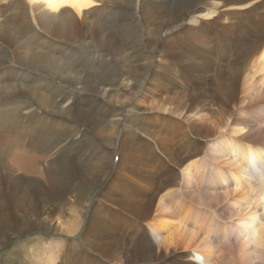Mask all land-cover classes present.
Masks as SVG:
<instances>
[{
    "label": "bare ground",
    "instance_id": "bare-ground-1",
    "mask_svg": "<svg viewBox=\"0 0 264 264\" xmlns=\"http://www.w3.org/2000/svg\"><path fill=\"white\" fill-rule=\"evenodd\" d=\"M203 1L201 8L209 7L208 11L201 12L198 4ZM137 3L147 30L145 40L139 36V53L146 55L147 67L133 65L123 52L140 28L134 10L131 18H118L127 0H0V240L10 241L44 226L61 237L77 236L85 211L73 207L63 221L59 215L65 207L69 211L67 204L76 189L72 171L67 170L69 155L64 153L92 138L74 123L81 121L100 138L101 146L113 147L120 140L117 171L98 197L80 238L96 251V264H264V0ZM146 5L158 19L142 12ZM96 10L104 15L97 17ZM201 19L235 24L237 33L230 25L231 33L211 39L191 28L192 39L187 38L183 47L156 50L165 30V35L178 33L184 22L196 27ZM154 20L162 26L152 40ZM87 48L108 50L124 63L136 84L154 66L147 83L154 91L150 109L129 117L120 139L124 112L113 111L98 99H57L50 91L53 85L39 77H55L66 87L97 93L127 107L121 102L126 97L123 88L135 86L124 75L110 79L106 71L77 67L81 60L77 55ZM98 60L114 69L107 57ZM24 99L41 107L36 123H22L30 112L22 114L30 109V101ZM134 108L140 111L136 106L130 111ZM172 109L185 117L219 114L216 135L223 137L218 143L225 141L228 156L219 145L212 152L219 155L211 158L208 151L200 157L203 149L195 141L200 130L194 122L163 114ZM43 110L70 120L49 117ZM130 128L139 136L130 134ZM69 138L75 140L68 145ZM95 146L97 162L86 178L92 190L102 185L116 161L99 144ZM205 163L210 169L201 176ZM54 221L62 231L51 227ZM114 238L119 240L112 242ZM60 246L44 249L48 259L43 264H53V250L65 244ZM183 250L187 253L179 256ZM74 256L75 250L67 245L59 264Z\"/></svg>",
    "mask_w": 264,
    "mask_h": 264
},
{
    "label": "rangeland",
    "instance_id": "rangeland-1",
    "mask_svg": "<svg viewBox=\"0 0 264 264\" xmlns=\"http://www.w3.org/2000/svg\"><path fill=\"white\" fill-rule=\"evenodd\" d=\"M127 1H128V5L124 4L123 6H121L122 9L119 13L118 18H119V20H123V18H125V17L131 18L129 15L134 10V15L137 18V20L139 21L138 24L140 25V28L138 30V27H137V30H135L133 32L134 38L132 40V43L129 44L127 49H125L123 52L126 55H128V54L130 55V57H131L130 61L133 63V65H139L140 64L142 66L147 67L146 64L148 63V60H146V58H147L146 55L143 52L139 53V50L142 49L141 43L139 41V36L143 35V39L145 40V34L147 32L145 26L143 25V22H142L143 20L140 16L141 9H140V7H136V5L138 4L137 0H127ZM204 2L205 1L198 4L199 8H201V6L204 7V5H203ZM207 9L209 10V7L208 8H201V12L208 11ZM95 12H97L96 14H98L97 17H99V16L102 17L104 15V13L100 10H96ZM142 12H144L145 15L148 16L150 19L157 18V16L153 14L151 9L147 5L143 7ZM233 16L235 18L237 15L235 14ZM233 16L230 17V19L233 18ZM95 17H96V15H95ZM189 17H190V15H189ZM212 21L213 20L201 19L199 21V24L196 27L191 26L187 22H184L183 27L182 28L180 27L181 29L178 30V33H180V34H178V33L170 34L169 33V34L165 35L164 33L167 31V30H165L163 35H162L163 37L156 44V50H159L163 47V49H166V50L169 49V50L175 51L176 46L178 48L183 47L185 40L187 38L192 39V34H191V32L189 33V31H188L191 28H194L196 30V32H199L200 30H202L201 32H199V35L201 33H203V35L205 34L206 37L211 38V39H213V38L216 39L217 36L228 35L229 33H231V32H229V28H228V26L231 25V24H229V22L223 23V20L221 19L220 23L218 22V24L217 23L215 24ZM115 24H117V23L112 24V28L115 31V33H117L116 32L117 27H115ZM161 26L162 25L159 24L157 20L153 21L152 34H151L152 40H155V36L159 32L157 30V27H161ZM231 26H232L231 27L232 31L237 33L236 27H235L236 25L234 24ZM180 35H182V36H180ZM144 44H145V42H144ZM145 52H147V55L150 53L148 50H145ZM77 56H81L80 63L77 65V67H79V69L90 70L92 67L97 68L100 71H106V73L108 74V77L110 79L113 78L114 75L115 76L116 75L117 76H123L124 75L123 77L127 78L128 81L131 82V85L135 86V89H133V90H130L128 87L123 88V91H124V94L126 95V97H122L121 102H126V105H128V106L123 108V106H120L116 103H111L110 101L105 100L101 95H98L97 93H87V92H84L83 90H80L78 88L66 87L63 83L59 82L55 77H51V76L50 77L49 76H39V77L40 78L43 77L48 84L53 85V89L51 87L50 91L53 93V95L57 99H63V98L66 99L67 97L74 98L75 101H77L79 99H80V101L90 100V99H98L101 102H103L104 104H106L108 107H110L113 111L117 110L120 112H124V116L122 117L121 123L119 125V130H118L119 133L117 134V139H120L122 136L121 132L124 131V129L126 128V125L130 119L129 117L133 116L134 118H137V117H139V115L141 116L142 111H144L145 109H150L149 105L152 101L151 97H152V93H154V91H152V89L150 87L151 83H149L148 85H147V83L149 82L148 76L152 75L154 66H151L152 68L150 67L149 73H147V75L143 79V81L136 84L135 81L133 79H131L129 74L126 72V70H125L126 66L124 65V63L120 59H117L114 56H111L110 52L106 49L98 50V49H93V48H87L86 50L85 49L83 51L81 50ZM99 56H102V58L107 57L109 60H111V62L113 63L114 69L113 70L109 69L103 62H98V61H100V60H98ZM157 56L159 58V56H162V55L157 54ZM173 58L174 57H171L170 60H172ZM90 63H93V64H90ZM169 66H171V64H169ZM116 68L118 71L117 74H115V72H114V70ZM106 73H104V74L106 75ZM145 84L147 87L144 86ZM24 100L30 101L29 102L30 109H28V111H26V110L22 111V114L29 112V111L30 112L27 113L28 118L26 117L22 123L29 122V121H34V123H36L37 122L36 116H37V114H41V111H40L41 107L39 106V104L35 100H32V101L30 99H24ZM140 102L142 104H140ZM86 104L88 105L89 103H86ZM134 106L140 107V111H138L134 108V112H131L130 108H132ZM213 110L217 112L216 108H213ZM154 111H158V110L155 109ZM43 112H46V113H43ZM43 112H42V114H44V115L47 114L49 117H51L50 115H52V116H56V118L61 119V120H70L69 118L64 117V116H60V115L53 114V113H48L46 110H43ZM163 114H165L166 117H169L170 119L172 117L175 120H178V121L183 122V123L194 122L196 127L200 130L199 133L201 134L199 136V140H195L196 142L200 143V145H198L197 147L199 149H203V152L201 153L200 157H203L205 155H209L208 151H210V153H211L209 155L211 158L215 157V155H219L217 152L212 153L214 151L215 147H218L219 145H221L222 147L225 148V151L223 152V154H225L224 156H228L227 155L228 154V148L226 147L225 141L223 140L224 143H221V144L218 143L219 139H221V141H222L223 137L220 135H216L218 124L221 121L220 120L221 117L219 114L215 115V112H214V116H212L213 114L210 115L209 113H201L197 117H193V116L185 117L183 115L180 116V115L174 114L173 109L168 110V111H163ZM72 122H74V120H72ZM74 123L76 125H78L82 131L91 135L93 139L90 138V140H89L90 143L87 139L86 140L83 139V140H81L79 145L76 144L77 147L75 145V146H73L72 149L65 151V153H64L66 156L69 155L68 162H67L69 164L67 165V170L72 171V179L71 180L73 181L76 189H72V191H74V193H73L74 197L67 204V206L69 207V211L65 207L64 209H61L62 213H60L59 216L61 217V221L65 220V218L68 216V214L70 213V211L72 210L73 207L75 208L74 211H76V212L85 211L84 222H83V225H82L79 233L77 234L76 237H71L70 239H68V238L59 236L58 234H56V232L54 230H51V228H49V227L47 228L46 226H44V227H34L28 231H23L20 233L21 236L19 235L18 237H14L10 241L2 242L0 240V264H6L5 262H8V261H10V263H12V264H38V263L43 264L44 260L46 261L48 259L47 254L44 253V249L45 248L49 249L53 245H58V244H61V246L59 248H62L64 244H65V247L60 249V250L59 249L53 250L54 261H51L53 264H59L63 258V255L66 256L67 245L70 248H73L75 250L76 256H74L73 258H71V260L69 262H65L64 264H78L79 260H77V258L79 256L82 257L80 264H96V261L98 259L96 251L90 249L89 246H86L87 244L85 242L82 243L80 241V238L84 236V234L87 230V223L90 220L91 212L97 203L98 197L108 187L110 181L112 180V178L114 177V175L117 171L118 164L120 161V155H121V153H120V142H119L120 140H117V142L115 143V145L113 147L107 148L105 145L101 146L102 141L100 140V138L95 137L94 133L92 131H90L89 128L84 126V124L82 125L81 121H77ZM79 123L81 125H79ZM95 125L97 126V124H95ZM165 128H166L165 125H162L161 129L163 131L165 130ZM128 132L134 136H136V135L139 136V133L134 128L128 129ZM74 140L72 138L67 139L68 145ZM137 140H138V138H136V141ZM93 141H94V144H93ZM96 143L99 144L104 149L105 152H107L108 154L110 153V155H112V156L114 155L113 157L115 158V160H116V158H118V160H116L115 163L112 164L111 170L108 173V175H107L106 179L104 180V182L102 183V185L99 186L98 189L92 190V187L90 184L91 182L88 181L86 178H88L87 175L90 176L89 174L92 172L91 168L97 162V159H96L97 151H95ZM57 144L58 143L55 141V146H57ZM195 148L196 147H194V149ZM157 153L161 159H164L167 162V159L165 157H163V155H161V153H159L158 151H157ZM71 157H72V159H71ZM210 157H209V159H210ZM232 157H233V155H232ZM210 164L215 166V164L212 161ZM210 164L205 163L202 166V168L200 170L201 176L203 174H206V172L210 169ZM164 168H166V164L163 165L158 170H163ZM221 168L226 169L224 167H221ZM73 172L75 174H73ZM180 172H181V169L177 170V173H180ZM78 174H80V175H78ZM202 178H204V176ZM242 189H244L243 186H242ZM246 191L247 190H245L244 192H246ZM88 194H91V195L88 199V202H86ZM70 202H73V204ZM62 204H63V202H62ZM108 223L110 224L111 221L109 220ZM52 224L53 225H51V227L53 229H55L56 226H59V227H61L60 231H62L63 227L59 222L56 223L54 221ZM19 228H20V226H19ZM125 229H127V228H125ZM19 230H22V228H20ZM118 234H119V238H120L121 232L118 231ZM122 236L124 238L125 234H123ZM40 238H42V240ZM118 240L119 239L114 238L112 240V242H115ZM33 243H36L37 246H32L30 249V246ZM186 253L187 252H184V250H183V251H180L178 255L184 256ZM42 255H43V258H42ZM38 256H40V257H38ZM90 257H91V259H90ZM91 260H93V261H91ZM40 261H42V262H40ZM110 264H115V263H110ZM149 264H151V263H149Z\"/></svg>",
    "mask_w": 264,
    "mask_h": 264
}]
</instances>
